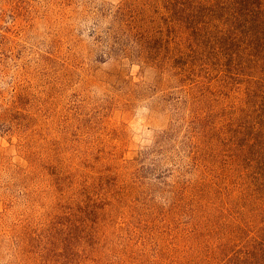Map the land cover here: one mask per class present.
Segmentation results:
<instances>
[{"label": "rangeland", "instance_id": "374dc122", "mask_svg": "<svg viewBox=\"0 0 264 264\" xmlns=\"http://www.w3.org/2000/svg\"><path fill=\"white\" fill-rule=\"evenodd\" d=\"M0 264H264V0H0Z\"/></svg>", "mask_w": 264, "mask_h": 264}]
</instances>
